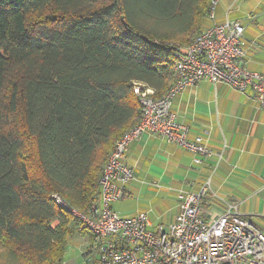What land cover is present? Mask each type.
Wrapping results in <instances>:
<instances>
[{"label":"trees","instance_id":"obj_1","mask_svg":"<svg viewBox=\"0 0 264 264\" xmlns=\"http://www.w3.org/2000/svg\"><path fill=\"white\" fill-rule=\"evenodd\" d=\"M171 1L181 29L139 0H0V264H62L69 237L92 242L67 208L91 214L109 151L140 120L133 82L168 89L210 3Z\"/></svg>","mask_w":264,"mask_h":264},{"label":"built area","instance_id":"obj_2","mask_svg":"<svg viewBox=\"0 0 264 264\" xmlns=\"http://www.w3.org/2000/svg\"><path fill=\"white\" fill-rule=\"evenodd\" d=\"M219 0H210L206 14L214 18ZM243 25L226 20L196 32L174 54V80L159 96L144 83L133 82L141 107L139 122L117 139L107 155L99 180V200L90 215L69 209L91 234L86 264H264V233L241 217L233 205L219 215L201 206L208 183L198 192L178 191L179 211L173 222L152 226L146 213L123 216L111 204L127 196L133 169L126 162L130 143L142 134L159 136L193 153L199 163L221 155L213 153L207 138H188V128L171 112L176 93L201 81L226 82L241 93H250L264 104V72L243 66L246 43ZM58 204L59 196L53 195Z\"/></svg>","mask_w":264,"mask_h":264},{"label":"crops","instance_id":"obj_3","mask_svg":"<svg viewBox=\"0 0 264 264\" xmlns=\"http://www.w3.org/2000/svg\"><path fill=\"white\" fill-rule=\"evenodd\" d=\"M226 20L244 27L243 66L264 72V0H219L214 18L205 15L196 31ZM171 112L188 128L189 139L205 136L220 159L195 163L191 151L144 133L127 148L133 179L112 208L123 216L146 213L153 227L167 225L179 211L178 191L198 192L208 183L205 212L219 215L233 205L264 233V104L226 82L201 81L174 95Z\"/></svg>","mask_w":264,"mask_h":264},{"label":"rangeland","instance_id":"obj_4","mask_svg":"<svg viewBox=\"0 0 264 264\" xmlns=\"http://www.w3.org/2000/svg\"><path fill=\"white\" fill-rule=\"evenodd\" d=\"M139 2L142 7L149 5L153 11L159 10L163 12V21L167 26L175 29L182 28V21L185 19V15L182 10L176 11V7L171 4V0H139ZM89 245L90 239L87 236L76 233L69 237L62 264H86L84 253Z\"/></svg>","mask_w":264,"mask_h":264},{"label":"snow or ice","instance_id":"obj_5","mask_svg":"<svg viewBox=\"0 0 264 264\" xmlns=\"http://www.w3.org/2000/svg\"><path fill=\"white\" fill-rule=\"evenodd\" d=\"M0 175H2V173H0Z\"/></svg>","mask_w":264,"mask_h":264}]
</instances>
